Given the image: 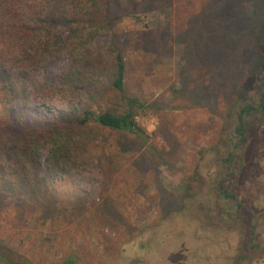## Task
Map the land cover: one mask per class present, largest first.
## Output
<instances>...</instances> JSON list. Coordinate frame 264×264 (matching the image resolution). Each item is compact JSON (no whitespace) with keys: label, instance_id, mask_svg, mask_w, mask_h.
I'll use <instances>...</instances> for the list:
<instances>
[{"label":"rangeland","instance_id":"rangeland-1","mask_svg":"<svg viewBox=\"0 0 264 264\" xmlns=\"http://www.w3.org/2000/svg\"><path fill=\"white\" fill-rule=\"evenodd\" d=\"M108 4L121 14L112 29L91 33L83 19L74 27L80 35L91 34L94 51H105L113 37L120 41L126 96L147 106L136 122L149 144L90 123L97 134L42 149L38 191L32 196L15 193L14 187L5 190L15 179L14 169L0 151V243L35 264H110L124 251L132 253L130 247L143 242L138 239L146 229L160 223L153 240L171 233L166 242L177 244L178 220L165 223L167 214L181 206L183 186L200 193L196 202L202 200L206 189H199L194 170L200 157L224 137L222 129L229 126L231 107L239 103L245 83L258 89L253 76L262 66L256 46L264 31V0ZM69 63L63 52L41 64L38 78L47 90L27 118L35 128L61 127L68 123L65 118L95 110L83 90H69L61 82ZM100 79L106 86L108 81ZM244 133L247 165L231 191L249 205L253 201L246 195L264 189V114H255Z\"/></svg>","mask_w":264,"mask_h":264},{"label":"trees","instance_id":"trees-1","mask_svg":"<svg viewBox=\"0 0 264 264\" xmlns=\"http://www.w3.org/2000/svg\"><path fill=\"white\" fill-rule=\"evenodd\" d=\"M108 1L0 0V151L12 162L15 178L7 182L6 191L14 187L15 193H37L42 149L61 147L74 138L83 140L88 132L97 134L90 123L115 133L134 134L147 142L144 129L136 122L147 106L126 96L127 68L120 41L113 37L105 51H94L89 42L92 37H88L91 34L80 35V28L74 27L83 19L91 33L112 29L121 14L110 8ZM259 38L256 57L263 67V30ZM63 52L69 54L70 63L61 82L69 90H83L95 110L87 108L78 117L65 118L68 123L61 127L35 128L27 118L47 90L38 78L40 66ZM100 77L108 81L106 86ZM5 136L8 139L3 141ZM0 262L35 264L2 243Z\"/></svg>","mask_w":264,"mask_h":264},{"label":"flooded vegetation","instance_id":"flooded-vegetation-1","mask_svg":"<svg viewBox=\"0 0 264 264\" xmlns=\"http://www.w3.org/2000/svg\"><path fill=\"white\" fill-rule=\"evenodd\" d=\"M263 77L264 65L253 76L258 89L254 83L250 87V83H245L239 103L231 107L229 126L222 129L224 137L214 151L200 157L194 169L199 175V189H206L201 193L202 200L196 202L200 193L183 186L179 193L181 206L167 214L164 222L176 223L178 220L181 236L177 244L166 242L171 233L162 234L158 243L153 240L160 223L146 229L138 239L143 242L135 248L130 247L132 253L124 251L123 256L110 260V264H252L264 261V242L261 243L262 238L264 241V207L261 203L264 189L254 196L246 195L253 201L249 205L240 203L231 191L244 178L248 155L244 157L241 147L246 141L244 132L248 122L258 112L264 114Z\"/></svg>","mask_w":264,"mask_h":264}]
</instances>
